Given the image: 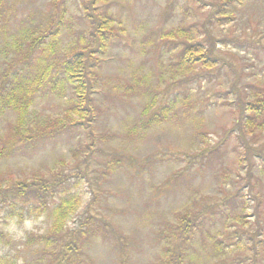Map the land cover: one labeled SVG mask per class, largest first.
Masks as SVG:
<instances>
[{"label": "rangeland", "instance_id": "374dc122", "mask_svg": "<svg viewBox=\"0 0 264 264\" xmlns=\"http://www.w3.org/2000/svg\"><path fill=\"white\" fill-rule=\"evenodd\" d=\"M5 1L9 11L7 19H0L6 23L0 27V46L20 39V27L39 21L53 0ZM76 1H67L70 13ZM219 1L97 4V12L112 20L120 44L99 56L95 120L83 123L87 129L72 128L44 144L18 147L0 161L4 182L72 177L77 185L71 190H78L80 200L62 236L83 225L81 264H169L175 249L183 252L184 264H264L261 246L256 243L255 249L250 237L256 231L255 208L264 218V164L259 158L264 156V129L245 133L237 101V95H252L256 87L264 90V0H244L233 9V20L214 25L207 17ZM59 8L57 3L50 19ZM192 23L202 29L206 25L222 61L212 71L189 72L184 81L183 74L169 67L170 56L179 49L158 37ZM76 30L74 22L66 24L65 42L85 31ZM191 34H197L195 29ZM139 77L146 79L137 85L142 90L125 89ZM153 94L155 106L167 103L172 115L168 122L144 129L143 109ZM68 100L38 97L31 111L38 119L48 115L63 121ZM15 120L14 112L0 107V142ZM232 128L236 130L229 132ZM71 149L78 150L74 156ZM191 214L201 220L196 232L171 237L182 216ZM28 220L34 222L31 229L24 226L26 220L14 219L3 227L14 243L11 254L16 252L17 264H45L22 242L27 232H42L48 222L44 216ZM85 224L94 226L95 233Z\"/></svg>", "mask_w": 264, "mask_h": 264}, {"label": "trees", "instance_id": "16d2710c", "mask_svg": "<svg viewBox=\"0 0 264 264\" xmlns=\"http://www.w3.org/2000/svg\"><path fill=\"white\" fill-rule=\"evenodd\" d=\"M67 1L48 2V12L39 21L33 22L28 28L20 27V39L11 44L5 42L0 46V107L3 110H11L16 115V120L10 127L11 132H8L6 139L0 142V161L7 159L18 147L44 144L50 139L70 132L72 128L87 129L88 125L83 123H90L97 116L94 107L95 96L101 91L99 87L101 79L97 71L103 60L99 56L120 42L111 25L112 20L97 12V4H104L105 0H77L74 3L77 7L72 13L65 7ZM243 1L220 0L212 4L207 17L208 22L222 25L233 20L235 17L233 9ZM57 3H60L61 9H57L56 16L50 19L49 13ZM201 8L203 9L199 7V10ZM8 11L6 1L0 0V19H7ZM81 19L83 23L79 22ZM71 21L77 25L76 31L81 29L85 31H79L74 41L65 42L63 30ZM5 26L6 23H0L1 28ZM194 29L197 34L193 36L191 33ZM202 35L203 38L199 39L198 37ZM158 38L161 43L172 41L174 49H179L175 56H170L169 67L174 72L183 74L184 81L191 71L197 72L200 69L196 74L198 75L221 66L222 60L214 53L215 43L212 34L204 24L203 29L196 23H192L188 28L172 29ZM11 53L12 57L6 61ZM139 78L135 84L125 89L133 92L142 90L137 85L144 83L146 79ZM256 88L257 91L254 90L252 95H237L242 113L240 121L248 135L253 134L255 129H264V90ZM65 96H68L69 100L68 108L64 110L63 121L61 118L52 120L48 115L42 119L35 116L38 97L62 99ZM151 99L143 109L144 117L147 118L141 122L144 129L168 122L172 115L167 103H158L155 106L156 95L153 94ZM32 112L33 116L28 118ZM28 119H31L29 124ZM236 128L241 130L242 126ZM235 130L232 128L229 132ZM132 131L133 129L129 133ZM70 151L74 156L78 150ZM259 158L264 164V156L259 155ZM61 176L53 180H45L43 177L36 180L25 178L6 182L0 180V264H17L18 260L16 252L11 254L15 248L14 243L3 227L13 219L16 223H21L41 216L47 220V227L42 232H27L22 242L24 247L32 246L41 261L47 260L45 264L82 263L79 238L81 234L87 232L82 230L83 225L69 230L67 236H62L66 225L74 221L73 215L77 210L80 196L78 190H71L77 185L71 182L72 177L69 174ZM2 184L7 185L3 187ZM260 215L255 208L256 231L251 232L250 237L255 242V249L257 243L264 254V218ZM199 218L196 214L182 216L171 237L178 233L193 235L200 227ZM93 227L88 226V231H94ZM119 240L121 242V239ZM168 263L184 264L183 252L175 249L169 255Z\"/></svg>", "mask_w": 264, "mask_h": 264}, {"label": "clouds", "instance_id": "9594fccd", "mask_svg": "<svg viewBox=\"0 0 264 264\" xmlns=\"http://www.w3.org/2000/svg\"><path fill=\"white\" fill-rule=\"evenodd\" d=\"M33 221H31V220H26L25 222H24V226L26 227V228H28V229H31L32 228V226H33Z\"/></svg>", "mask_w": 264, "mask_h": 264}]
</instances>
